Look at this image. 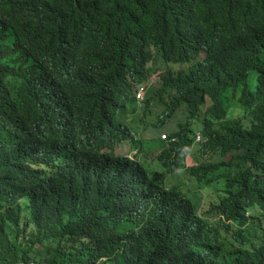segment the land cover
<instances>
[{"label": "trees", "instance_id": "obj_1", "mask_svg": "<svg viewBox=\"0 0 264 264\" xmlns=\"http://www.w3.org/2000/svg\"><path fill=\"white\" fill-rule=\"evenodd\" d=\"M0 264H264V0H0Z\"/></svg>", "mask_w": 264, "mask_h": 264}, {"label": "rangeland", "instance_id": "obj_2", "mask_svg": "<svg viewBox=\"0 0 264 264\" xmlns=\"http://www.w3.org/2000/svg\"><path fill=\"white\" fill-rule=\"evenodd\" d=\"M155 66L156 72L152 77L150 78L149 82L151 83V86H157L159 84V72L165 69V62L160 60L158 57L155 62L153 63ZM168 65V64H166ZM170 67H178L179 64H172L169 63ZM257 71H253L251 73V76L249 78V81L252 86H254L257 82ZM152 88H150L145 95V98L140 100V107L138 108V111L131 116L130 120L128 119L127 122L133 127V129L137 132V135L139 137L145 138L144 140H152L159 128H154L153 123L160 120L161 116H166V112L168 109L165 108V105L159 100V97L156 96L155 98L152 97ZM150 98L149 107H146V100ZM210 103V101H208ZM145 106V107H144ZM175 117V116H174ZM177 118L170 119L166 116V119L168 120L167 123L162 125L161 128H173L177 125L178 122L186 120L187 114L184 112V114H177ZM194 126H197V120L193 123ZM161 125V124H160ZM159 125V126H160ZM152 142V141H151ZM154 149V148H152ZM118 153L128 154L132 155L136 150L131 148V145L128 141H124L120 146L117 147L116 150ZM187 162L189 165L195 163V160L192 155L187 157ZM171 178V177H169ZM176 181H185L189 186H193L195 183L193 179H191L188 174L182 175L180 177L174 176ZM189 189V188H188Z\"/></svg>", "mask_w": 264, "mask_h": 264}, {"label": "clouds", "instance_id": "obj_3", "mask_svg": "<svg viewBox=\"0 0 264 264\" xmlns=\"http://www.w3.org/2000/svg\"><path fill=\"white\" fill-rule=\"evenodd\" d=\"M142 85H145L146 90L143 92V95L141 96V95H139L138 92H139L140 87H141ZM150 86H151V83H150L149 81L144 82V83H141V84L138 86V89H137L136 92H137V99H138L139 103H140V100H142V99L145 98V95L147 94V92H148ZM137 136H138V135H137ZM138 137H139V136H138ZM161 137H162L163 139L168 138V136H167V132L162 133V134H161ZM140 138H142V137H140ZM144 139H145V138H144ZM196 140H201V133H198V134H197V136H196ZM189 189H190V188H189Z\"/></svg>", "mask_w": 264, "mask_h": 264}, {"label": "built area", "instance_id": "obj_4", "mask_svg": "<svg viewBox=\"0 0 264 264\" xmlns=\"http://www.w3.org/2000/svg\"><path fill=\"white\" fill-rule=\"evenodd\" d=\"M146 90V88H145V85H142L141 87H140V90H139V95H143V92Z\"/></svg>", "mask_w": 264, "mask_h": 264}]
</instances>
